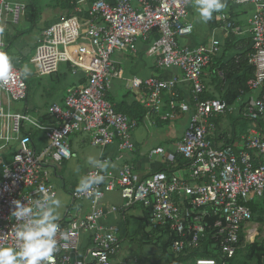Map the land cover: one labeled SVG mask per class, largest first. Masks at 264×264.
Wrapping results in <instances>:
<instances>
[{"label":"built area","instance_id":"obj_1","mask_svg":"<svg viewBox=\"0 0 264 264\" xmlns=\"http://www.w3.org/2000/svg\"><path fill=\"white\" fill-rule=\"evenodd\" d=\"M25 0H0L2 23L16 22L25 8ZM90 3L87 19L70 17L52 23L42 30L41 40L31 57L40 75L55 73L61 63L72 70H81L87 82L71 86L62 104L50 107L53 124L43 125L22 113L4 112L11 132L19 134L28 122L44 131L48 145L41 152L30 146L29 134L19 138V149L12 163L0 166V245L15 246L11 217L13 201L34 206L43 202L45 194L55 197L49 182L50 166L61 165L72 157L69 140L72 135L86 134L91 146L105 149L118 143L121 151H134V130L144 122L155 123L152 115L162 120H174L190 112L182 138L176 143V154L186 161L178 170H157L138 175L132 165L124 163L116 170L108 167L120 157H100L96 166L88 169L84 179L103 176L87 191L70 192L73 201H86L91 211L81 217L57 222L59 251L55 264H152L146 259L114 261L121 246L120 229L102 223L105 215L124 212L134 206L148 210L147 229L167 227L175 234L170 250L178 256L194 250L203 252V243L211 240L208 250L215 257L198 256L193 264H230L245 243L253 242L255 228L251 226L253 211L250 203L264 198V132L258 121L264 116V0H233L235 4H251L249 63L253 76L247 81L251 90L260 95L247 102L242 118L255 126L239 140H222L216 115L232 111L221 99H202V76L212 57L219 52L216 43L195 46L180 45L179 38L190 35L194 24L189 20L192 0H79ZM215 20L225 33L235 27V19L227 12L217 13ZM1 32V31H0ZM142 43L147 55L160 67H172L180 75L161 78L149 75L129 79L131 90L146 91L145 114L141 122L116 111L107 98L112 80L122 79V69L112 60L115 51L136 52ZM0 51L5 43L0 36ZM190 86V99L180 100L178 85ZM0 90L15 101H25L27 84L21 72L13 66L12 76L0 81ZM169 95L168 110L162 111L164 95ZM5 142L8 133L0 134ZM158 146L155 153H163ZM100 164H106L100 168ZM43 188L45 192H40ZM118 191L121 206H101L104 195ZM215 242V243H213Z\"/></svg>","mask_w":264,"mask_h":264},{"label":"crops","instance_id":"obj_2","mask_svg":"<svg viewBox=\"0 0 264 264\" xmlns=\"http://www.w3.org/2000/svg\"><path fill=\"white\" fill-rule=\"evenodd\" d=\"M63 1L62 7L57 0H25V8L20 13L18 20L16 22L7 20L2 23L0 36L5 43V52L9 55L12 65L23 75L28 89L25 101H15L0 90V105L4 112L27 114L40 124L48 125L49 123L47 122L52 118L50 107L54 104H62L71 86L87 82L83 72L81 70H72L69 63H61L58 70L53 74L40 75L37 73L35 65L31 60L35 48L41 40L43 29L52 23L70 17H78L79 19L88 18L87 10L90 5L88 1ZM223 2L226 7L220 12H227L235 19L234 29L229 33L223 31L220 23L215 20L216 14L220 12H213L212 19L207 21L206 25L201 28L199 25V14L194 7V0H192L189 4V20L193 22L195 28L193 33L189 35L190 37L185 39L183 45L195 46L214 42L219 47V52L212 57L210 64L204 70L202 76L204 85L203 95L207 97L205 99H221L232 107V111L212 117V120L217 122L219 132L222 131V140L228 142L229 140H239L247 133L250 127L247 128L245 133L240 134L237 132V126L240 123L251 122L242 118L240 112L247 102L254 101L261 91L251 90L247 86V81L254 74V67L248 60L249 53L251 52L250 19L254 8L251 4H235L233 0H223ZM121 52L123 51H119L118 53ZM123 53V55H119V58L112 56V60L117 62L122 69L123 78L112 80L107 92V98L115 107H119L121 110L128 111L137 105L145 109L144 98L146 91L131 90L129 85L131 77L145 78L149 75H156L161 78H169L172 75H180V71L176 68L160 67L155 59L147 55L146 48L142 43L138 44L136 52L124 51ZM125 62L126 64L124 65ZM25 65L29 69L28 75H25L22 71ZM238 81L244 82L240 85L238 83L235 84ZM110 88L112 89L111 92ZM177 89L180 100L190 99L191 91L188 84L180 82ZM163 101L165 105L162 111H167L169 95L165 94ZM152 116L155 123L144 122L134 130L133 141L135 149L131 152L121 151L117 142L107 146L105 149L93 147L90 145L88 135L86 134L72 135L70 137L69 144L72 157L65 161L61 167L55 168L50 166L49 182L56 191L54 198L61 201V206L58 209L60 219L57 222L64 221L65 217L67 219L68 216L81 217L91 211V205L88 202L73 201L70 197V192L78 187L80 181L84 179L86 171L96 166L100 157L105 156L112 159L119 156L118 160H115L112 164H108L110 169L116 170L122 164L128 163L141 176L161 170V168L178 170L180 167H183L182 165L172 168L177 165L176 143L184 134L190 112L181 114L174 120H162L159 115ZM178 119L179 121L183 119L181 123L182 128L178 133H175L173 125L179 122ZM258 123L259 129H262L264 132V116ZM1 124L0 134L4 136L5 133H8L11 139L5 142L0 138V166L12 163L13 156L19 149V138L23 135L29 134L31 139L29 146L36 152L43 151L48 145L44 131L37 129L28 122L22 124L19 134L11 132L10 125H7L5 119H2ZM154 130L155 133L153 134ZM149 132L151 136H149ZM155 136H169L171 139H175V144L172 146L174 155L170 161L165 158L159 159L158 162L161 166L158 165V167L152 168V162L155 161L157 155L161 154L155 153V149L158 146L163 148V145L158 144L150 152H146L140 140ZM163 150L165 152L164 148ZM152 152L153 155L151 156ZM148 153L150 154L145 159ZM111 205L116 204L102 199L101 206L104 209L107 210ZM250 206L252 210H255L251 223V226L256 230L253 242H261L264 240V231L260 232L258 223L261 222V218L264 215V198L254 199L250 203ZM145 211L140 206H134L124 212L118 211L105 215L102 223L119 227L122 238L126 239L127 232L125 229H128L130 232L135 227L137 228V224L139 225L140 219L144 217ZM116 215H121L123 226L119 225ZM240 243L241 247L238 255L230 264H239L241 261L251 260L246 257L247 245L249 243H245L244 233ZM118 260L122 259L116 256L114 261ZM180 264L183 263L181 262ZM262 264H264V260Z\"/></svg>","mask_w":264,"mask_h":264},{"label":"clouds","instance_id":"obj_3","mask_svg":"<svg viewBox=\"0 0 264 264\" xmlns=\"http://www.w3.org/2000/svg\"><path fill=\"white\" fill-rule=\"evenodd\" d=\"M194 7L203 22L212 19L213 12H220L226 5L223 0H194ZM2 31V29H0ZM13 65L9 55L0 51V81H7L12 76ZM25 75L29 69L25 65L22 69ZM106 164H100L105 168ZM103 176H90L82 179L77 187L78 191H87L93 184H98ZM40 192H45L43 188ZM11 217L19 223L14 226L15 246L0 245V264H55L59 251L56 239L59 230L57 221L60 219L58 209L61 201L52 195L45 194L43 202L36 200L34 206L14 200Z\"/></svg>","mask_w":264,"mask_h":264},{"label":"trees","instance_id":"obj_4","mask_svg":"<svg viewBox=\"0 0 264 264\" xmlns=\"http://www.w3.org/2000/svg\"><path fill=\"white\" fill-rule=\"evenodd\" d=\"M60 3V6L63 7L64 1L63 0H57ZM244 82V81H243ZM243 82H235V84H242ZM234 85V84H232ZM236 87V86H235ZM204 94V93H203ZM201 95L202 99H205L207 97H205L204 95ZM236 94V93H235ZM116 111L125 113L126 115H128L131 119H135L138 122L142 121V118L146 112V110L141 106L137 105L135 108L131 109V110H121L119 107H115ZM153 117V116H151ZM49 124H53L54 123V119L50 118V121L47 122ZM217 123V122H216ZM176 162L177 165L175 167L172 168H176L179 166H184L186 165V161L185 159H183L182 157L178 156L176 157ZM162 169H166V168H161ZM171 169V168H170ZM169 170V169H168ZM144 209V208H143ZM146 211L144 212V217L142 219H140L141 221L139 222V225L137 224V228L135 227L134 230L132 231H128V229H125V231L127 232V237L126 240H128L129 242H134V241H138L140 243V246L142 244L144 245H154V250L151 249V252H148L145 254L146 259L148 261V258H150L149 261L152 262V264H160V263H164V264H180V262L184 263V262H188L189 259H191L192 262H194V259L198 256H202V257H215V255L208 250V247L210 244H212L211 240H207L206 242L203 243V252L199 253L198 251H188L184 254H180L178 256L174 255L171 250V244L173 242V240L176 238L175 234L172 233L171 231L168 230L167 227H157V228H151V229H147V225H146V220H147V216H148V210L145 209ZM253 216L255 214V210L253 209ZM122 239V238H121ZM242 237H240V242H241ZM215 243V242H213ZM246 257L248 259H254L256 264H262L263 260H264V240H262L261 242L259 241H255L253 243H249L247 245V255ZM238 260V258H237ZM239 264H248V261H241Z\"/></svg>","mask_w":264,"mask_h":264},{"label":"rangeland","instance_id":"obj_5","mask_svg":"<svg viewBox=\"0 0 264 264\" xmlns=\"http://www.w3.org/2000/svg\"><path fill=\"white\" fill-rule=\"evenodd\" d=\"M199 25H200L201 28L206 25L205 22L202 21V19L200 18V16H199ZM194 28H195V26H194ZM193 31H194V29H193ZM189 37H190L189 35L180 37L179 38L180 45L183 46V43L185 42V39H188ZM123 52L118 53V51H115L112 54V56H115V58L116 57L119 58V55H123L124 54ZM125 64H126V62L124 63V65ZM111 90L112 89L110 88V92H111ZM225 117H226V115H225ZM181 118H179V119H181ZM179 119H178V121H179ZM182 120L179 121V122L177 121L178 123L175 124V125H173V128H174L175 133H178V131L182 128V125H181ZM253 126H255L254 123H251V122H242V123H240L237 126V132H239L240 134L245 133L248 127H253ZM263 127H264V124H263ZM154 133H155V130H154L153 134ZM153 134H152V136H153ZM149 136H151V133L150 132H149ZM140 143L143 144L142 147L144 149H146V152H150L158 144H162L163 145V148L165 149L164 154L157 155L155 161L152 162V168L158 167V165H159L158 160L161 159V158L168 159L169 161L173 159L174 152H173V149H172L173 147L172 146L175 144V139H171L169 136H162V137L161 136L160 137H156L155 136V137H152V138L149 137L148 139L144 138V139L140 140ZM149 154L150 153L147 154V156L145 157V159L148 158ZM152 155H153V152H152L151 156ZM159 166H161V165H159ZM103 199L104 200L111 201L114 204H116L117 206H121V204H122V199H121L118 191L106 193L104 195V198ZM116 216L118 218L117 221H118L119 225H122L123 226V220H122L121 215H116ZM131 223L134 224L133 222H131ZM258 227L260 229V232L264 231V215L261 218V222L258 223ZM154 248L155 247H154L153 244L152 245H144V244H142L140 246V243L138 241L129 242L128 240L122 238L120 250H119V253L117 254V257L119 259H122V260L123 259H128V260H130L132 262H136L139 259H146L145 254L148 253V252H151V249L154 250ZM149 260H150V258H148L147 263L151 262ZM160 264H164V263L162 262ZM183 264H193V262L191 261V259H189L188 262L186 261ZM248 264H256V262H255L254 259H252V260L248 261Z\"/></svg>","mask_w":264,"mask_h":264}]
</instances>
